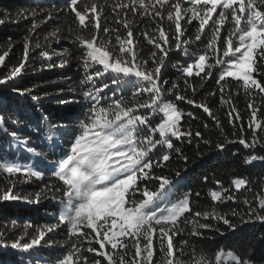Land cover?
<instances>
[{
  "label": "snow or ice",
  "instance_id": "1",
  "mask_svg": "<svg viewBox=\"0 0 264 264\" xmlns=\"http://www.w3.org/2000/svg\"><path fill=\"white\" fill-rule=\"evenodd\" d=\"M187 2L190 5L188 7H185L181 0H127L112 6L114 10L119 8L123 11L125 16L128 13L133 16H151L153 21H156L157 17L163 21L166 15L169 28H174V32L170 33L160 22H156L152 33L148 31L140 33L147 44L159 50L157 52L150 49L148 59L140 55L142 42L136 39L132 22L128 19L115 21L116 24H122L126 36H121L118 28H102L99 23L92 25L97 33L101 30L105 34L115 31L116 46L110 47L107 41L98 40L96 34L91 38L76 36L74 42H78L84 51V79L81 80V84H91V87L81 93L84 100L90 102L89 113L85 119L80 120L79 131L73 133L67 147L62 143H56V139H59L58 130L65 127L63 124L49 123L45 136L51 146L52 158L48 160V164L51 165V175L60 182V185H49L47 188L53 194V199L56 198V193L60 194V210L54 216V222L48 224L46 228L37 229L35 234H30L25 229L17 239H5L4 233L0 232V264H18V262L19 264H81V261L83 264H89L88 257L83 255L84 252L103 257L107 264H155L154 235L163 253L160 264H184L181 257L186 254L189 241L180 242V255L177 256L173 237L181 235L182 230L178 226L180 219L185 213L191 212L190 195L185 194L183 198L174 201L172 197L179 181L173 182L168 176L156 175V169L167 166L173 151L187 162L188 157L180 148L174 146L173 139L181 140L186 136L190 144L193 133L182 130L180 122L185 113L176 103L166 100L165 93L174 96L176 101L202 108L210 117L213 113L206 104L196 103L182 94L177 82H171L170 87L165 88V85L170 83L162 80L161 70L166 66L165 59L169 57L174 45L178 51L181 50V45H186L187 47L182 49L184 55L195 59H191L186 67L178 69L184 77L200 76L201 72H204L205 75L201 80L206 81L209 77H213L212 69L218 68L216 83L220 85L221 104L231 103L230 100H225L223 95L225 86L221 82L225 81L226 77L242 82L241 87L247 95L253 94V86L260 94H264V82L258 81L253 76V73L261 72L260 62L264 61V0H187ZM201 4L203 8L198 7ZM101 7L96 2L90 5L86 3L81 11L78 0H64L63 8L59 10L74 13V21L78 22L80 27L86 28V15L89 12L93 14L89 16V23H92L94 18L98 21ZM214 13H216L215 17ZM36 15L37 12L33 11L32 16ZM53 18V14L49 12L42 17L41 22L47 23ZM182 21L184 24L196 27L195 41L203 44L204 39L207 38L206 51H198L199 46L189 51L193 38L186 37L190 29H186ZM194 21L198 22V25H194ZM226 22H230L232 26L227 29L228 35L224 38L221 36V30ZM37 27L38 24L33 19L29 29L30 35ZM49 37L56 38L57 32L49 33L45 36V40ZM35 48H41L38 41L35 43ZM23 49V58L19 66L12 67L0 77V108L6 107L10 99L15 100L17 97L27 99L30 96L32 101L39 100L33 89H21L15 86L16 79L27 67L32 51L28 37L25 38ZM64 52L68 53V50L65 49ZM39 55L43 59L51 60V56L44 50H41ZM8 56L9 51H4L0 55V66L7 68ZM211 60H215V64L211 63ZM65 64L67 60L59 66ZM95 65H102V70ZM56 66L52 63L47 64L49 69ZM194 67L198 71L194 72ZM90 69H92L91 73ZM97 83L102 86L97 87ZM111 85L120 88L131 86L136 91L133 92L130 101H125L121 97L105 107L100 103L105 99L101 93ZM188 88L192 89L193 95L196 94L195 85L185 80V89ZM145 94L148 99L143 101L138 99ZM249 108L252 110L249 121V128L252 130L251 143L243 136L238 143L245 149H255L257 144L264 147L257 133V129L264 131V124L256 123L255 106L250 103ZM140 109L148 111L141 112ZM234 111L233 108L228 114L229 123L232 124L241 119L239 114L232 116ZM186 115L196 119L191 112ZM10 122L11 128L0 115V175L6 174L11 184V187L0 190V200L23 199L28 203H37L41 193H37L34 199L21 197L13 191L15 182L11 178L23 173L28 179L32 177L37 180L42 179L41 161L33 165L20 163L23 153L29 154V158L43 155L32 145V136L24 133L25 127L31 128L37 134L40 133V129L33 127L29 121L19 116L10 117ZM219 126L217 122V127ZM204 127L207 128L208 125L205 124ZM195 136L202 138L199 131L195 132ZM204 143L210 141L205 140ZM224 146L222 142L216 144V148L220 150H223ZM258 160L264 162V156L249 154L244 163L252 164ZM175 175L182 179L180 171H176ZM156 181L159 183L152 190L147 183L143 189L140 187L141 182ZM247 183L248 181L243 178H235L232 181L237 190ZM138 193L143 197L140 200L136 198ZM196 195L200 194L196 193ZM211 198L216 201L221 199V195L213 191ZM227 199L234 201L235 197L229 194ZM244 203L247 204L248 201L245 200ZM161 204L164 206L161 207ZM260 210H264V198H259V209L249 207L246 213L247 219L241 218V222L249 223L254 219L264 222V215L258 214ZM192 215L202 217L205 221L215 220L217 225L222 222L225 230L234 232L237 227L227 215L207 212L203 214L195 212ZM232 215H237L234 210ZM185 222L193 225L189 233L192 237L203 236L198 228L224 235V230L219 226L199 223L195 219L188 220L187 217ZM84 229H90L91 232H85ZM57 230H66L70 242L64 252L59 251L51 238L45 239L47 233L55 234ZM92 233L95 235L93 236ZM165 241H167L166 246ZM85 243L87 247L84 246ZM93 244L99 245V248L94 247ZM129 244L135 249L130 260L127 259ZM108 245L111 246V251H105ZM45 248L56 253L51 261L37 258L41 249ZM195 251L193 248L190 264H205L206 260L207 264H220L222 257L219 251L214 261L204 255L196 258ZM254 253L255 248L252 244H248L240 252L228 250L227 256L232 264H256L253 259ZM92 264H102V262L95 260Z\"/></svg>",
  "mask_w": 264,
  "mask_h": 264
},
{
  "label": "trees",
  "instance_id": "2",
  "mask_svg": "<svg viewBox=\"0 0 264 264\" xmlns=\"http://www.w3.org/2000/svg\"><path fill=\"white\" fill-rule=\"evenodd\" d=\"M93 2L102 6L100 18L98 21L94 18L92 23H89V16L93 15L89 12L85 17V25L87 27L82 28L78 25V22L74 21V13L59 10L63 8L64 0H0V22H2L0 23V55L4 51H9V56L6 57L7 68L0 66V77L12 67L19 66L23 58L25 38L28 37L32 51L30 52L27 67L22 72V75L16 79L15 86L21 89L31 88L33 93L39 97L38 101H32L30 96L27 99L17 97L15 100L10 99L6 107L0 108V115L4 117L9 128L11 124L10 117L15 118L17 116L29 121L33 127H41L45 122L47 123L46 125L49 123L63 124L65 129L60 128L58 130L59 139H56V143H62L67 147L69 143L67 138L72 137L73 133L78 131L80 120L86 118L90 108V102L85 101L81 94L83 90H86L88 84H81V80L84 79V53L78 42H74L75 38L77 35L91 38L96 34L98 40L107 41L110 47L116 46L117 33L115 31L105 34L101 30L97 33L92 26L93 24L99 23L102 28H118L119 34L126 36L127 33L122 24H116L115 21L117 19H128L131 21L136 39L142 42L140 55L145 59L149 58L150 49L157 52L159 50L147 44V41L144 40L140 33L145 31L152 33L156 27V22H160L162 27L170 33L174 32V28H169L166 15L163 21H160L159 17L156 18V21H153L151 16H133L131 13L125 16V13L119 8L113 9V5L127 2V0H78V7L83 11L86 3L90 5ZM181 2L186 7L185 2L182 0ZM33 11L37 12L35 17L32 16ZM49 12L53 14L54 18L47 23H42V17ZM117 13H119L118 16ZM25 16L28 18L25 19ZM33 19L36 20L38 27L30 35L29 29ZM193 24L198 25L195 22ZM184 27L190 29L186 37L191 36L193 38L189 51L191 52L197 46H199L198 51H206V49H203L205 47L204 43L194 40L196 27L187 24H184ZM54 31L57 32V37H49L45 40V36ZM225 35L226 31L224 30L222 37L225 38ZM205 39L207 43V38ZM37 41L41 45L39 49L35 48ZM184 47L187 46L181 45V50L178 51L174 45L169 57L165 59L166 66L161 70L162 80L170 82L165 85V88L170 87L171 82H177L180 85L179 90L182 94L193 99L196 103L206 104L212 110L213 115L210 117L203 112L202 108L193 107L183 101H176L174 96H168L165 93L166 100L176 103L181 111L185 113L180 122L182 130L193 133L190 144L187 142L188 137L186 136L182 137L181 140L173 139L174 146L180 148L183 154L188 157L187 162L173 151L167 166L162 169H156V175L168 176L173 182L179 181L174 192L177 197L183 198L185 194L190 195L191 212L185 213L184 217L180 219L178 226L182 230L181 235L173 237L176 255H180L179 249L182 240L189 241V247L185 250L186 254L181 257L184 264H190L193 257V248L196 250V258L204 255L205 257H211L214 261L218 251L223 257L227 255L228 250L240 252L248 244H252L255 248L253 259L256 264H264V222L255 219L249 223L241 222V218L247 219L246 213L249 207L259 209V198H264V162L258 160L252 164H245L244 161L249 154L264 156V147H261V144H257L255 149H245L238 143L241 136L247 138V141L251 143L252 130L249 128V121L252 110L249 108L250 103L257 109L256 123L264 124V94H260L253 86V94L247 95L241 87L242 82L226 77L225 81L221 82L225 86L223 95L225 100H230L231 103L221 104L220 85L216 83L218 68L212 69L214 75L206 81L201 80V77L205 75L204 72H201L200 76L184 77L178 71L179 68L187 66L186 62L189 59L183 53L182 49ZM65 49L68 50V53L64 52ZM41 50L46 51L51 56V60L41 58L39 55ZM214 54L211 53V55ZM65 60H67V64L62 67L59 66ZM49 63L57 66L49 69L47 68ZM211 63L215 64V60H211ZM149 64H151L150 59ZM260 68L261 72L259 74L253 73V76L258 81L264 82V61L260 62ZM185 80L195 85V95H193L191 88L185 89ZM141 98L138 99L142 100ZM131 99L132 97L129 96L125 101H130ZM61 101H68V103H61ZM233 108L235 111L232 116L235 117L239 114L241 117L234 124L229 123L228 115ZM188 112L193 113L196 119L186 115ZM217 122H219V127H217ZM205 124L208 125L207 128L204 127ZM29 129L31 128H24V130ZM196 131L202 134V138L195 136ZM26 132L29 133V131ZM257 133L258 139L264 143V131L257 129ZM205 140L210 141V143H204ZM228 141L237 142L229 143ZM218 142L224 143L223 150L216 148ZM37 147L39 146L37 145ZM42 147H45L44 143ZM36 151L43 153L42 156L45 161L52 158L48 149L38 148ZM185 169L187 170L186 172ZM176 171L181 172L182 179L176 177ZM48 174L45 173L40 182L31 179L28 182L29 179H24L21 174L11 178L15 182L13 191L21 197L34 199L37 193L42 195L37 203H31V205H36L33 208H26L20 205H0V232L4 233L5 239H17L24 233L25 229L30 234H35L37 229L46 228L48 224L54 222V216L60 210L57 203L60 200V194L56 193V198L53 199V194L48 191L47 186H57L60 185V182L55 177H46ZM205 177L207 178L206 180ZM235 178H243L248 183L237 190L232 184ZM146 183L152 190L159 182H141V189L145 187ZM7 187H11L9 178H7L6 174L0 175V190ZM213 191L219 192L221 199L213 201L211 198V192ZM196 193L200 195L197 196ZM229 194L235 197L234 201L227 199ZM142 198V195L139 194L137 200ZM245 200L248 201L247 204L244 203ZM22 201L27 200L22 199ZM233 210L237 215H232ZM195 212L227 215V218L237 225L236 230L234 232L225 230L222 222L217 225L215 220L209 219L205 221L202 217H193L192 213ZM258 214L264 215V210H260ZM185 217L188 220L195 219L199 223L219 226L221 230H224V235L221 236L219 233L209 229H199L197 226L198 231L202 232L203 236L192 237L189 233L193 225L186 223ZM29 225L31 227H28ZM86 231L89 232L88 230ZM64 232L57 230L54 235L53 233L50 235L51 241L55 239L60 242L57 247L61 252H64L65 248L70 245L68 236ZM154 242V260L155 264H159L163 258V253L160 250L157 237ZM166 243L167 241H165V246ZM61 245L64 247H60ZM84 246L87 247V244L85 243ZM93 246L96 247L94 244ZM96 248L99 247L97 246ZM105 251H111V247L108 246ZM134 252L135 249L129 244L127 259L130 260ZM83 255L88 257L89 264H92L95 260H100L102 264H107L103 257H98L88 252H84ZM52 259L53 257H47L46 260L51 261ZM81 264H83V261H81ZM205 264H207V260ZM220 264H232V262H225L221 259Z\"/></svg>",
  "mask_w": 264,
  "mask_h": 264
},
{
  "label": "rangeland",
  "instance_id": "3",
  "mask_svg": "<svg viewBox=\"0 0 264 264\" xmlns=\"http://www.w3.org/2000/svg\"><path fill=\"white\" fill-rule=\"evenodd\" d=\"M183 2H185L184 4H186V7H188V6H190L189 4H188V2H187V0H182ZM198 7H201V8H203L204 6L201 4V5H198ZM218 11H219V9H218ZM213 16L215 17L216 16V13H214L213 14ZM229 21H230V17H229ZM195 22V21H194ZM182 23H183V21H182ZM195 23H197L198 24V22H195ZM210 23H211V21H210ZM232 25H231V23L230 22H226V24H225V27L221 30V36L223 35V31L225 30L226 31V35H225V38L227 37V35H228V32H227V29L228 28H230ZM209 35H210V32H209ZM235 39V38H234ZM204 46L206 45V39H205V41H204V44H203ZM204 50L206 49L205 47L203 48ZM83 50V49H82ZM207 50V49H206ZM83 53H84V51H83ZM215 55V54H214ZM221 55H222V53H221ZM191 59H195V57H193V58H191ZM191 59L189 58L188 60H187V62H186V65H187V63L188 62H191ZM95 67L96 68H100L101 70H102V65H95ZM193 71L195 72V71H198V69H196L195 67L193 68ZM89 72L91 73L92 72V69H90L89 70ZM108 75H110V73L108 74ZM94 79H96L95 77H94ZM109 83H110V81H108ZM88 84V85H87ZM86 85H87V88L88 87H91V84L90 83H87ZM102 85L100 84V83H97V87H101ZM86 88V89H87ZM134 91H136V89L134 88V87H131V86H127V87H125V88H120V87H117V86H115V85H111L109 88H107V89H104V91L101 93V95L102 96H105V99H102L101 100V105H103V106H107V104H109V103H112V101H114V100H116V99H120L121 97H123L124 99H126L127 97H132V94H133V92ZM113 92H115V95H113ZM142 97V98H141ZM138 98H141L142 100L141 101H143V100H146V99H148V97H147V95L145 94V95H142V96H140V97H138ZM165 99H166V97H164ZM139 111H141V112H146V111H148V110H146V109H140ZM160 117L162 118V114H160ZM47 123L45 122L44 123V125L43 126H37L39 129H40V133L39 134H37V133H34L31 129H29V130H24V133L26 134V135H29V136H32V145L35 147V149L37 150L38 148H44V149H48L49 150V155H50V153H51V146H47V145H49V143H48V141L45 139V136L47 135V126L48 125H46ZM12 127V125L10 124V128ZM61 129H65L64 127L63 128H61ZM26 131H29V133L28 132H26ZM78 131H79V129H78ZM77 131V132H78ZM28 133V134H27ZM72 137H70V138H67V140L68 141H70V139H71ZM57 141V140H56ZM45 144V147H42V144ZM37 145L39 146V147H37ZM65 147H66V145H65ZM52 155V154H51ZM37 161H41L42 162V166H43V176H45V173H49L48 174V176H46V177H54V176H52L51 175V171H50V169H51V165H49L48 164V160H46L45 161V158L43 157V156H39V157H37V156H32L31 158H29V154H27V153H23V159H21V161H20V163L21 164H24V165H33V164H36L37 163ZM19 174H21L22 176H23V178L24 179H26L27 177L23 174V173H19ZM43 176H42V178H43ZM26 180H28V178L26 179ZM31 180H35V181H37V182H40L41 181V179H39V180H37L35 177H32L31 178ZM30 181V179L28 180V182ZM137 199L139 198V193L137 194V197H136ZM172 199L174 200V201H176V200H179V199H181V198H179V197H177L174 193H173V197H172ZM57 203H58V205H59V207H60V200H58L57 201ZM1 204H9V205H11V206H15V205H20V206H24V207H31V208H33V207H35L36 205L35 204H33V205H31V203H28L27 201H22V200H17V201H2L1 200V203H0V205ZM164 205L163 204H161V207H163ZM63 227V226H62ZM86 230H88L89 231V233L91 232V230L90 229H84L83 231H85V232H87ZM65 232V234H66V230H64ZM50 235H51V233H47L46 234V237H45V239H48V238H51L50 237ZM54 235V234H53ZM92 235L94 236L95 235V233H92ZM156 238V235H154V239ZM25 239H27V237H25ZM130 239V238H129ZM53 244L57 247L59 244H60V242L58 241V240H55V239H53ZM42 243H43V241H42ZM155 243V242H154ZM159 243V242H158ZM96 247L98 246L99 247V245H96V244H94ZM109 247H111L110 245H108ZM41 251H43V252H41ZM41 251L38 253V255H37V258L38 259H42V260H45V261H48V260H46L47 259V257H54L56 254H55V252H53L51 249H48V248H45V249H41ZM92 254H94V253H92ZM223 261H225V262H229L230 261V258L227 256V255H225V256H223L222 258H221ZM160 264V263H159Z\"/></svg>",
  "mask_w": 264,
  "mask_h": 264
}]
</instances>
